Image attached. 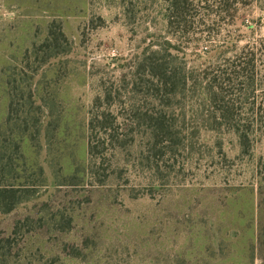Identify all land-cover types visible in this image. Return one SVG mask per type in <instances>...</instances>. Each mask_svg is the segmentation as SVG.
<instances>
[{
	"label": "rangeland",
	"instance_id": "obj_1",
	"mask_svg": "<svg viewBox=\"0 0 264 264\" xmlns=\"http://www.w3.org/2000/svg\"><path fill=\"white\" fill-rule=\"evenodd\" d=\"M198 1L187 29L218 35L181 54L197 80L216 77L221 97L212 105L193 87L166 104L146 85L134 89L139 55L161 34L149 26L162 0H0V124L9 103L3 77L33 75L39 62L28 50L52 22L69 48L38 67L36 92L54 113H35L46 116L43 131L23 147L44 174L37 181L30 167L35 197L0 211V264H249L252 255L264 264V0H239L223 18ZM226 34L238 40L224 44ZM241 55L254 57L244 65L254 85L224 79L223 71L242 68ZM104 90L120 96L95 108L117 116L111 135L96 137L104 143L97 159L86 123ZM160 114L168 136L158 132ZM212 117L220 129L211 130ZM236 128L246 131V146Z\"/></svg>",
	"mask_w": 264,
	"mask_h": 264
},
{
	"label": "trees",
	"instance_id": "obj_2",
	"mask_svg": "<svg viewBox=\"0 0 264 264\" xmlns=\"http://www.w3.org/2000/svg\"><path fill=\"white\" fill-rule=\"evenodd\" d=\"M195 0H162V7L160 15L153 18L149 28L154 27L157 31H160V35L155 31L150 35V40L147 42V46L144 48L139 60L136 64V75L138 80L134 89H140L143 91V86L146 85L148 90L153 91L155 98H159L163 104L168 103L170 100L178 99L179 97L188 93L189 89L193 87L195 90H199L210 105L216 104L220 100L221 92L216 89V77L210 78L208 74L205 76L208 78L205 80H197L198 77L193 74L194 70H188L186 56L181 53H188V47L192 46L193 51L197 52L199 45L206 41V38H210L212 35H218L211 29L204 30L202 32H191L187 28L188 24L191 26L197 21L196 14H193L192 8L195 6ZM202 5V8L208 15H221L220 17H226V13L231 7L239 3V0H199L197 5ZM165 9V10H164ZM201 21H206L202 18ZM185 26V29H182ZM153 28V29H154ZM232 35H225L223 40L224 44L236 42L238 36L233 38ZM204 37V38H203ZM67 40V36L63 31L61 24L55 25L52 22L49 25L44 41L39 45H34L29 57L35 56L36 61L39 62V66L45 65L53 58L59 57L69 51V48L63 44V41ZM212 48L211 50H215ZM27 51V53H28ZM207 53V52H206ZM210 53V51H209ZM207 53V54H209ZM216 56L214 54L209 56L207 61H212ZM245 56L241 55L238 59V67H242L239 70H231L234 74L232 78L231 71H223L224 75H228L224 79H236L245 77V81L250 85L255 83V71L250 67L244 66L252 65L253 58L247 59L245 62ZM38 67L33 72L32 76L19 77V74L9 73L2 79V87L5 94L8 96L9 103L6 116L2 124H0V211L2 213H10L14 211L20 204L25 201L31 200L35 197L36 181L33 180V173H30V167H36L38 171L35 174L38 178L37 181H42L44 174V168L37 163L30 166L26 159V153L24 152L23 143L25 139H29L34 143L35 140L41 135L44 123V115H36V112H42L45 114L47 111L54 113V103H52L47 97H39L36 92V84L34 83L35 77L38 75ZM198 91V92H199ZM119 93H112L110 90H104L98 95L92 108L90 109V116L86 123V129L89 132V145L88 153L91 157H97L101 152L100 148L102 144L96 143V137L104 133V135H111L110 129L114 128V123L117 120V116L106 109L101 112L96 111L95 108L108 104V106L114 105L116 97H119ZM39 99V100H38ZM222 117L226 120L233 119L232 110L228 106H221ZM50 116L49 114H46ZM162 115V114H160ZM109 116L113 120L109 119ZM165 116H158V132L170 134L169 125L166 124ZM217 117L210 118L208 124L211 130L220 129L216 122ZM221 126V125H220ZM237 136L239 143L242 146H246L247 133L241 128L233 130ZM47 133V132H46ZM46 137V135H45ZM39 146V145H38ZM85 172L90 174L91 177L96 176V171L93 167H86ZM35 177V176H34ZM40 179V180H39ZM41 183V182H40ZM43 184V183H41ZM264 261V256H261ZM256 256H250L249 264H256Z\"/></svg>",
	"mask_w": 264,
	"mask_h": 264
}]
</instances>
